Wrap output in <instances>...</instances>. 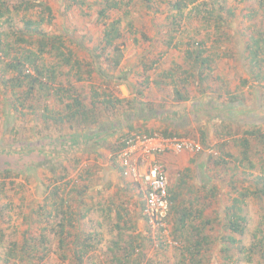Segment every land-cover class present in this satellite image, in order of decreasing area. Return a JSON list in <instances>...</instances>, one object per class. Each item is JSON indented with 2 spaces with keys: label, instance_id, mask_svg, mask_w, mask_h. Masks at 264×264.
<instances>
[{
  "label": "trees",
  "instance_id": "trees-1",
  "mask_svg": "<svg viewBox=\"0 0 264 264\" xmlns=\"http://www.w3.org/2000/svg\"><path fill=\"white\" fill-rule=\"evenodd\" d=\"M99 1L97 20L101 23L102 30L100 38L97 40V46L89 51L90 54L86 53L88 56L91 54L95 56L92 61L91 58L82 57L77 53L79 51L77 48L81 49L82 46L73 38L72 33H67L64 30L54 33L51 30L53 10L46 1L0 0V104L8 103L6 109L9 108L7 111H11L13 118L14 112L25 115L30 111L35 114L37 120H41V123L56 125L60 128L68 125L71 130L77 125L80 127L79 131L84 130L85 125L89 124L98 123L102 127L103 122L99 119L103 118V115L114 119L123 115L129 129L127 133L120 136L116 151L123 147L124 141L132 133L151 135L154 132H159L165 137H190L167 131L145 132L128 122L137 118V115L140 117L143 114L146 120L158 118L166 113L163 105L156 107L151 105V101H141L142 97L147 94L145 90L152 88L151 82L155 81L158 88L161 86L158 83L164 78L163 76H167L170 84L178 85L177 88L173 87L172 89L175 100L185 101L187 100L185 96L191 93L188 86L200 88L204 82L211 79L216 61L232 58L231 49L228 46L231 37H228L226 28L229 24L227 21L237 19V8L229 6L227 0H166L170 21L166 24L165 30H159L165 34L163 38L165 51L161 52L167 55L168 51H177L182 62L172 63L169 71L159 74L158 77L161 79L154 80L152 78L150 82L149 72L154 65L158 64L159 57L162 55L150 50L147 52L149 56V59H146L147 62H140L142 80L136 84L135 89H130V92H133L132 96L119 99L113 91L102 86L97 80L102 79L101 77L104 75L102 70H96L97 59L102 55L108 56L109 51H111L110 53L118 52L119 41L126 36L130 38L133 34V25L132 21H127L123 27L121 26L127 15L120 16L118 19L109 17L110 11H121L120 5L123 4V1ZM151 1L146 0L147 3H151ZM240 1L241 3L248 2L249 6H245L243 13L240 14V20L245 25L240 36L243 39L240 42L244 47L243 58H241L244 78H240L239 84L240 87L247 86L249 83L251 85L255 83L258 86L264 85V0ZM67 8L83 11L84 8H89V4L85 0H69ZM197 22L199 25L194 27ZM49 27H51L50 30ZM133 39L136 40L134 35ZM120 60L119 55L111 56L109 59L111 67L119 68ZM120 77L122 78L120 79ZM126 77L127 74L124 72L116 76L113 82L131 87L132 85L126 81ZM219 79L222 81L219 85L223 90L215 87L217 85L215 75L211 81L212 87L215 89V91L212 90L215 98L212 97L208 100L209 102L203 104L200 111L208 113L206 114L207 120L221 121L224 128L227 127L224 121L244 126L240 139L234 141L242 148L240 154L234 155L225 151H219L217 157L205 156L206 153L200 154L213 165L220 166L222 164L226 170L228 166L232 172V178H239L237 182L232 181L229 195L235 194V196H232L230 205L224 208L222 225L225 232L229 234V236H225L229 246L224 247L221 253L227 261H231L232 250L236 245H239V256L250 259L254 254L264 260V230L261 228V223H264V212L263 220L250 233L251 243L245 246L241 242V238L248 234L249 218L245 214L247 203L251 199L264 200V162L258 164V173H251L253 169H256V166L251 160L252 154L248 139L253 137L259 147L264 146V104L254 105L256 109L254 112L247 110L242 102L243 93L232 92L229 87L224 86L225 78L220 77ZM77 83L87 85V91H84L83 87L78 88ZM207 88L209 89L210 86ZM222 92L225 95L226 103L219 102ZM85 99L88 101L86 102ZM144 111L147 113L144 114ZM212 111H215L216 114H213ZM245 117H247V121H245ZM108 126H104L105 129ZM221 135L223 134L221 133ZM88 136L90 135L85 134L82 137L87 138ZM82 137L71 134L56 139L42 138L34 143L19 141L8 145L9 148L0 146V264H46V258L50 252V238L46 231L50 228H54L56 232L57 247L62 252V258H66L63 250L69 244L71 245L69 251L73 258L72 262L69 261L70 264H95L85 263L88 253L94 249L89 240L95 235L85 234L83 240H79L81 235L71 231L75 224L71 202L75 201L74 197L82 194L81 187L76 184L77 180L82 179L81 175H78L74 180H66L65 186H70L68 189L59 186L60 181H65L68 175L66 171L59 176L52 175L53 183L51 184L53 185L46 186L48 195L43 199L39 208L31 212V215L24 216L22 214L24 212L22 204L15 208L14 201L8 193L10 189L8 185L17 183L19 187L24 188L16 180L24 177L28 172L33 173L35 170L39 171L47 166L51 173H56V166L51 163L58 161L55 154L56 149L71 144L73 147H77V141ZM195 140L203 147H209L206 144L204 131H201L200 136ZM45 146L49 147V150L45 151ZM223 146L224 144H220L221 149ZM113 156L114 154L112 160L116 161V153L115 158ZM262 161H264V156ZM199 180L201 184V177ZM209 180L207 179V181ZM202 183L205 185L204 182ZM212 193L213 188H210L207 194ZM169 200L171 204L169 215L170 213L179 214L172 234L176 236V239L181 238L178 239L182 243L181 261L187 260L186 263L182 262L181 264H202L200 255L208 243V236L202 235V232H204V224L207 221L199 227L192 225L186 227L191 216L189 211L195 203L189 202L187 210L183 212L176 208L175 198L169 195ZM15 209H19L16 214H14ZM59 214L63 216H61L60 222H56ZM32 215H35L34 220L48 223L40 227L39 233L32 234L26 229ZM4 224H6V228L2 227ZM65 224L70 230H64ZM21 225L25 228L22 227L23 229L18 235ZM31 225L33 224L31 223ZM6 231L9 232L6 233ZM64 234L66 237H71L72 240L64 243ZM140 244V242L137 244L136 241L135 243L131 241L125 246H117L118 250L122 251H118L112 262L114 264H141V258L132 259Z\"/></svg>",
  "mask_w": 264,
  "mask_h": 264
},
{
  "label": "rangeland",
  "instance_id": "rangeland-1",
  "mask_svg": "<svg viewBox=\"0 0 264 264\" xmlns=\"http://www.w3.org/2000/svg\"><path fill=\"white\" fill-rule=\"evenodd\" d=\"M46 1V3L52 8L53 15H52V22L53 27H49L48 29L54 31V33L66 31L67 33H72L73 38L77 40V42L80 43L82 46L77 53L86 58H91L93 61L94 55L91 54L88 56L87 54H90V50L97 46V40L100 38V33L102 30L101 23L97 20V10H99L100 6L98 5L100 3L99 0H85L89 4L88 9H83V11H80L78 9H68L67 5L69 0H43ZM123 1V4L121 6V11L113 10L109 12L110 19H118L120 16L125 17L124 15H127L122 23V27L127 23V21H132V31L133 34H131L130 38L128 36L121 39L118 46V52L116 53H110L109 51L108 56L102 55L97 59V66L96 70H102V79L99 80V83L102 86H106L108 90L113 91V93L118 97L119 99H122V94L125 92H128L130 96L133 94V92H130V89H135L136 84H138L142 80L141 75V67L140 64L142 62H147L149 59V56L147 55V52L150 50L153 51V53L162 54L161 51H165L164 45H163V38L165 37V34L159 30L163 29L165 30L166 24L169 23L170 17L168 18L169 12H168V6L166 0H152L151 3H147L146 0H119ZM229 6H234L237 8V19L227 21L229 22L226 32L228 33V37H231V40L229 41V48L231 49L230 54H232V58H229L228 60H222V61H216V65H214L215 70H217V82L216 84H220L222 81L219 79L222 77V72H224L223 69L227 72L225 75V84L224 86L227 88L228 84H234L237 80V84L240 81V78L243 77V67H242V59L243 58V49L241 42L243 41L241 36V32L243 31V26L245 25L244 22L240 20V14L243 13V10L245 6H249L248 2L241 3L240 0H227ZM86 14V15H85ZM199 23L197 22L194 27H197ZM240 32V33H239ZM134 38L136 40L133 39ZM71 36V35H70ZM71 36V37H72ZM201 36V35H200ZM241 41V42H240ZM159 42V43H158ZM146 50V52H144ZM87 53V54H86ZM113 55H119L121 57L120 60V67L114 69L111 67V63L109 62V59ZM156 57V56H155ZM158 64L154 65L152 70H150V82L152 78L156 79L158 77V72L162 71V69L167 70L168 68H171L173 65L172 63L178 64L179 62H182L181 57L177 53V51H168L167 55L162 54L159 57ZM147 59V60H146ZM141 62V63H140ZM95 63V62H94ZM234 69V71H233ZM239 73H238V71ZM104 71V72H103ZM126 73V81L131 84L132 86H125V85H118V83H114L113 79L118 76L119 74ZM234 72V73H233ZM99 73V72H98ZM100 75V73L98 74ZM214 73L211 74V79L204 83H211L213 80ZM122 77H120L121 79ZM238 78V79H237ZM119 79V80H120ZM96 82V81H95ZM152 83V82H151ZM255 88H253L251 95L254 97L253 102H255V105L264 104V85L258 86L257 84H254ZM76 86L83 87L84 91H87V85L82 84H76ZM145 92L149 96L156 95L153 91V85L152 88H149L145 90ZM154 94V95H153ZM251 96V97H252ZM156 97V96H155ZM1 98V97H0ZM86 102L88 101L85 99ZM8 103L5 102L3 105L0 104V146L8 147V145H13L14 143H17L19 141L34 143L42 138H48L50 136H65L68 133L70 134H76L78 137H81L82 135L86 134L87 129L80 130L79 126H75L73 130L68 128V125H65L63 128L57 127L56 125L52 124H44L41 123L40 119H36L35 114L29 111L25 113V115H20L17 112H14V118L12 117L11 111H9ZM8 110V111H7ZM8 112V113H7ZM105 117V115H103ZM12 118V120H11ZM245 121H247V117H245ZM228 122V121H227ZM43 124L40 125L39 124ZM219 129L222 128V144L224 146L222 149L220 148L219 144L208 142L206 141L207 145L209 146V149H212L213 151H216L219 154V151H228L231 154H240V150L242 148L238 146L235 140L240 139L241 132L244 130V126H239L238 124L234 122H228L227 127L224 128V124H219ZM224 128V129H223ZM224 132H226L224 134ZM190 137L198 138L197 136L190 135ZM50 138V137H49ZM250 141V147H251V160L254 162L256 169H253L251 173L256 174L258 173V164L260 165V162L262 161V158L264 156V146H260L257 144V142L253 139V137L248 138ZM81 140L77 141V146L81 144ZM73 148V147H72ZM75 148V147H74ZM77 148V147H76ZM75 148V149H76ZM45 151L49 150V147H44ZM44 149H42L44 151ZM226 149V150H225ZM72 149L60 148L53 150L54 153L57 155L56 162H51L52 165L56 166V173H51L49 167L44 166V168H41L39 171L35 170L33 173H26L24 177L17 179L16 182H19V184H22L24 188L22 189L19 187L17 183L15 185H8L9 190L8 193L12 197L15 208L19 204H22V214L25 215H31L32 211H35L39 208V206L42 204L43 199L48 195L46 191V186L50 185L52 186L53 183L51 181L52 175H62L64 171L68 173L67 177L65 178V181H60L59 186L64 187L68 189L70 186H65L66 180L69 179H76L78 175L83 174L84 170L86 169L84 167L81 168V170H77L78 167L82 165H92L94 160H96L97 163H103L107 162V157H99L96 158L93 155L87 154V153H79L76 151H71ZM70 151V152H69ZM183 154H189L192 155V159L195 160V163L198 162V159L201 158L202 155L190 153V152H180L177 154H168L169 156L180 157ZM207 153L205 154V156ZM112 161L111 159H109ZM109 161V164L111 163ZM80 162V163H79ZM205 170L207 171H197L196 173L201 174V184L200 180H198L195 185L190 187L188 190H191L192 192L189 193L188 197H194L197 196L198 200L193 201V204L191 206V209L189 211V214L191 215L190 223H195L201 225L202 223H205L204 225V232H202V235L208 236V243L204 247V251L201 252L200 255V261L202 264H264V260L262 257L258 255L252 254V257L249 259H245V256H239L238 255V247L239 245H236V247L232 250V256L233 258L231 261H227L224 257L221 251L224 249V247L229 246V242L225 238L226 235L229 236L228 233L225 232L224 226L222 225L223 222V215H224V208L226 206H229L231 203L232 196H235V194H232V196L229 195V190L231 189L232 181H239V178L236 179L232 178V172H230L228 166L227 170L225 169V166H216L213 165L212 162L206 161ZM48 164V163H47ZM60 166H57L59 165ZM79 164V165H78ZM117 164V163H116ZM253 164V163H252ZM78 165V167H77ZM116 166V165H115ZM230 166V165H229ZM77 167V168H74ZM100 168V167H99ZM118 168V167H117ZM98 172V171H97ZM239 172V171H238ZM211 174V180L207 181L206 175ZM197 177V178H198ZM123 181H129L126 178L122 177ZM200 179V177H199ZM168 186L173 183L174 181V174L168 172ZM130 182V181H129ZM205 185H203V183ZM8 183V181H7ZM131 183V182H130ZM77 185H81V179L77 180ZM71 185V184H70ZM239 186V184H237ZM210 188H213L212 194H207V191L210 190ZM45 189V190H44ZM170 189V188H169ZM135 195L136 203L138 202L141 204V206L144 204V199L142 197L141 191L139 188L135 187V189L132 191ZM170 192V190H169ZM216 194V195H214ZM66 195V194H64ZM88 195V192H87ZM201 197H200V196ZM207 195L208 197H204ZM67 197V196H64ZM200 197V198H199ZM132 200H134L132 198ZM175 202V201H174ZM129 203V202H128ZM76 204V202H75ZM74 202H71V206H73V210H75ZM176 204V203H175ZM140 206V207H141ZM187 206H189L188 202H182L177 201L176 208L185 211L187 210ZM199 206H201V213L198 214ZM16 212H19V209L14 210V214ZM264 212V200H256L251 199L246 207H245V214L249 218L248 223V234H246L245 237H242V244L245 246L249 245L251 243L250 233L253 231V229L257 226V224H260V222L263 220L262 214ZM178 215L176 213H170L168 220L166 222V228L165 232L160 231L154 228H151L146 222H144L143 219H140L139 217H136L135 219L132 218H126L123 220L125 222L124 229L121 228L122 232L119 231V227L122 224V220H118L116 218L109 220L104 226L101 227H95L94 220H90L89 222L81 219L75 223L80 226V230H77V225L74 224L73 228L71 229L72 233H78V235H81L79 240H83L85 237L86 232L89 231L88 234L92 233L93 238L89 240V243L94 246V249L91 250L88 253L87 258H85V263H100V264H114L112 261L115 259L116 254L118 251L117 246L122 247L125 244L130 243L133 241L138 244L141 243L139 248L135 250L132 259L141 258V264H181L182 262L186 263V261L182 260L181 255V247L182 243L178 239L181 238H175L176 236L172 234V231L174 229V226L176 225L178 221ZM63 216L62 214H59L57 216V221L60 222V218ZM35 215L31 216V220L28 221L30 223L26 229L29 230L32 234L39 233L40 227L45 226L48 223L46 221L38 222L34 220ZM88 220V219H87ZM98 221V219H97ZM31 223L33 225H31ZM261 228L264 230V223H261ZM117 225L118 227H115ZM49 226V225H48ZM3 228H6V224L2 225ZM21 225L18 229V235H20V232L23 228ZM96 228V229H94ZM128 228V229H126ZM64 230H70L68 225L65 224ZM125 231V232H124ZM9 231H6V233ZM76 233V234H77ZM46 234L50 238V252L49 255L46 258V264H70V262L73 261V258L71 256V252L69 250L71 245H67V248H64L63 252L66 258H62V252L57 247V241L55 238L56 232L54 231V228H50V230L46 231ZM84 235V236H83ZM65 239L64 243H67L72 240L71 237H66V234H64ZM239 239V237L237 236ZM138 240V241H137ZM140 240V241H139ZM77 243V242H76ZM231 253V252H230ZM114 255V257H113ZM140 255V256H139ZM119 256V255H118ZM113 257V259H111ZM131 259V260H132Z\"/></svg>",
  "mask_w": 264,
  "mask_h": 264
},
{
  "label": "crops",
  "instance_id": "crops-1",
  "mask_svg": "<svg viewBox=\"0 0 264 264\" xmlns=\"http://www.w3.org/2000/svg\"><path fill=\"white\" fill-rule=\"evenodd\" d=\"M170 69L171 68H168L167 70L162 69L161 72L159 70L158 76L160 73L169 71ZM223 70L224 72H222V77L226 78L225 75L227 74V72L225 71V69ZM217 74H218L217 70H214V76ZM242 74H244V72ZM163 77L164 78L161 80V82L158 83L162 87L158 86L157 88V85L154 83L155 81H153L151 84L153 85V91L156 95L153 94L154 96H149L148 94H146L145 97H142L141 101L142 102L151 101L152 103L151 105L156 107H159V105H163L164 110H166V113L162 114L161 116H158V118L156 117L154 119H146V120L143 114L140 117L144 119L140 118L137 115V118L135 119L133 118V121L128 123H130L135 127L141 128V130L145 132L152 130L167 131L171 133H176L181 136L193 135L199 137L200 132L204 131L206 135V141L212 142V139H213V143L221 141L216 143L219 144L220 146V144H222V140L220 139L222 138L221 137L222 128L220 130L218 126L221 123V121L216 119L207 120L206 114L208 113H203L200 111L203 104L209 102L208 100L210 98L212 97L215 98L213 93L215 89L212 87L213 84L203 83V85L200 86V88L197 86L190 88L188 86L189 92L191 93L185 96L187 100L177 101L174 98V93L172 92V89L173 87L177 88L178 85L175 86V84L173 85L170 84L171 82L167 79V76H163ZM159 79L161 78L156 77V79L154 80H159ZM254 84L255 83L251 85L249 83L247 84V86L240 87L239 82L237 84V80L233 85L228 84V87L230 88V90H232V92L235 91L236 94L243 93L242 102L247 107V110L251 112L256 111V109L254 108L255 102L252 101L254 97L251 95L253 88H255ZM207 86H210V88L208 89ZM215 87L216 88L219 87L221 90H223L221 85L219 84L215 85ZM85 93L87 94V92ZM131 96L128 92L122 94V97L124 98H130ZM224 96L225 95L222 92L221 100H219V102L226 103L225 101L226 98ZM144 112H143L144 114L147 113L146 111ZM212 113L216 114L215 111H212ZM99 121L103 122L102 127H100L98 123L95 125L92 124L85 125L86 126L85 129H87L86 134L90 136L86 138V137H82L83 136L82 135L81 136L82 142L80 145L78 146L76 145L77 146V148L75 147L76 149L72 146V144L70 146L63 147L65 149L67 147L69 150L72 149L71 151H76L79 153L84 152L93 155L96 158L102 156L107 157L106 159L107 162L105 164L104 162L97 163L96 160H94L92 165L91 164L88 166L82 165L78 167L79 165L78 164L77 165L78 168L74 167L77 168V170H81L82 167L86 168L83 169L84 172L82 174L81 185H80L81 187L80 190H82V194L79 195L78 197L73 198V200H75L74 204L76 202L75 204L76 208L74 210V220L75 221L77 220L78 222L81 219L82 221L86 220L89 222L92 219L95 221L94 222L95 227L104 226L109 220H112L114 218L123 221L126 218L135 219L136 217H139L140 219H143L144 222H146L142 213L144 204L141 206V204L138 203L139 201L136 200L135 197H133L135 194L132 192L135 189V187L139 188L142 197L144 199L142 185L133 183L131 181H130L131 183L129 181L128 182L123 181V178L120 175V171H119L120 169L117 168L118 166L116 164V161L114 159L112 160L113 154H114L113 157L115 158V153L117 152L115 149L117 148V143L120 136L128 132L129 129V127H127L128 124L124 120L123 115H121L119 118L116 119L103 117L99 119ZM116 121L118 122V124H116L117 123ZM224 123L228 124L227 121H224ZM108 124L111 125L108 126ZM39 125L41 127V125L43 124L40 123ZM104 126L106 127L108 126V128L105 129L106 127ZM67 135H71V134L68 133ZM49 137L52 139H56L60 137V135L57 136L49 135ZM225 152L229 153L227 150ZM204 157L199 158L198 162L196 163L195 160L192 159V155L189 154H183L180 157L178 156L175 158L173 156H169L168 154L156 157V160L160 162L166 169L167 180H168V172L169 173L173 172L174 174V181L170 185V187L168 186V190H170L169 195L175 198L176 204L177 201L182 202V200L188 203L191 201L197 202L198 200L197 196H195V198L188 197L189 193L192 192L191 190L188 189L193 185H195V183L198 182L199 177H201L200 176L201 174H199L198 177V174L196 173L197 171L200 170L207 171L205 170L206 169L205 165L207 163ZM109 159H111L112 161H110ZM109 161L111 162L110 164ZM210 176L211 174L206 175V179L211 180L212 178ZM132 198L134 200H132ZM136 201L138 202L136 203ZM200 207L201 206H199V210L197 212L198 214L201 213ZM125 222L123 221L122 224L120 223L121 225L119 227L120 232H122L121 228L124 229ZM189 225L195 227L200 226L199 224H196V222L191 224L190 221L186 223V227H188ZM76 227L77 230H80L79 224ZM115 227L118 226L115 225ZM86 233L88 234L89 231H87Z\"/></svg>",
  "mask_w": 264,
  "mask_h": 264
},
{
  "label": "built area",
  "instance_id": "built-area-1",
  "mask_svg": "<svg viewBox=\"0 0 264 264\" xmlns=\"http://www.w3.org/2000/svg\"><path fill=\"white\" fill-rule=\"evenodd\" d=\"M183 151L218 156L216 151L203 147L193 138L165 137L159 132L132 133L116 152L121 176L143 187L142 213L151 228L165 232L171 206L166 169L156 157Z\"/></svg>",
  "mask_w": 264,
  "mask_h": 264
}]
</instances>
